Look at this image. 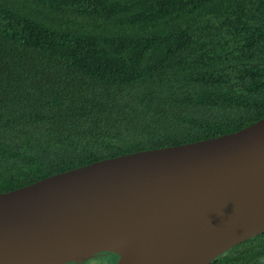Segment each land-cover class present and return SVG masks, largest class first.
Here are the masks:
<instances>
[{
	"label": "trees",
	"instance_id": "trees-1",
	"mask_svg": "<svg viewBox=\"0 0 264 264\" xmlns=\"http://www.w3.org/2000/svg\"><path fill=\"white\" fill-rule=\"evenodd\" d=\"M263 117L264 0H0V193Z\"/></svg>",
	"mask_w": 264,
	"mask_h": 264
},
{
	"label": "water",
	"instance_id": "water-1",
	"mask_svg": "<svg viewBox=\"0 0 264 264\" xmlns=\"http://www.w3.org/2000/svg\"><path fill=\"white\" fill-rule=\"evenodd\" d=\"M264 232V117L0 193V264H211Z\"/></svg>",
	"mask_w": 264,
	"mask_h": 264
},
{
	"label": "flooded vegetation",
	"instance_id": "flooded-vegetation-1",
	"mask_svg": "<svg viewBox=\"0 0 264 264\" xmlns=\"http://www.w3.org/2000/svg\"><path fill=\"white\" fill-rule=\"evenodd\" d=\"M99 256L100 257H108V256H110L111 259H110L109 264H115L117 259H118V256L116 254L109 253V252H102V253L95 254L92 258L99 257ZM92 258H90L89 260H91ZM88 261H86L84 264H86Z\"/></svg>",
	"mask_w": 264,
	"mask_h": 264
},
{
	"label": "rangeland",
	"instance_id": "rangeland-1",
	"mask_svg": "<svg viewBox=\"0 0 264 264\" xmlns=\"http://www.w3.org/2000/svg\"><path fill=\"white\" fill-rule=\"evenodd\" d=\"M111 257H94L89 260L86 264H109Z\"/></svg>",
	"mask_w": 264,
	"mask_h": 264
}]
</instances>
